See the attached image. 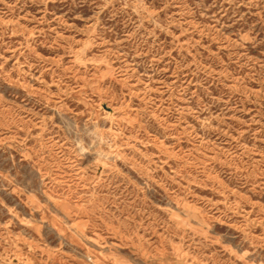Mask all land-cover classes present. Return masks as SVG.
I'll return each instance as SVG.
<instances>
[{"label":"rangeland","instance_id":"rangeland-1","mask_svg":"<svg viewBox=\"0 0 264 264\" xmlns=\"http://www.w3.org/2000/svg\"><path fill=\"white\" fill-rule=\"evenodd\" d=\"M0 264H264V0H0Z\"/></svg>","mask_w":264,"mask_h":264}]
</instances>
